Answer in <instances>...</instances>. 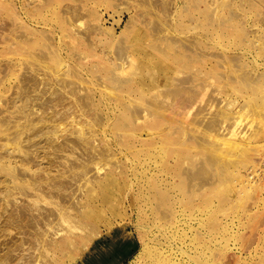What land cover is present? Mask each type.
I'll return each mask as SVG.
<instances>
[{
  "label": "rangeland",
  "instance_id": "rangeland-1",
  "mask_svg": "<svg viewBox=\"0 0 264 264\" xmlns=\"http://www.w3.org/2000/svg\"><path fill=\"white\" fill-rule=\"evenodd\" d=\"M72 12L76 14L74 17ZM39 63L44 64H40L41 69ZM49 68L53 74H49ZM47 72L54 79L56 74L64 79L59 81L61 77L57 76L58 80L52 79L53 82L52 77L44 78ZM186 73H192L191 79ZM41 74V82L33 83ZM184 75L187 81H184ZM204 76L205 81L201 80ZM27 78L28 82L33 79L29 82L31 85ZM197 82L207 86L205 91L201 85L206 92L203 103L197 98L191 103L189 115L178 113L183 118L178 117L181 123L188 124L186 139L180 142L178 131L183 127L180 120H175L179 130L172 133V139L159 141L155 147L139 143L136 135L130 132L135 127L131 125L133 107L136 110L137 103L164 98L166 90L172 87L186 88L188 85L189 88V85L198 86ZM34 84L38 87L32 88ZM57 89L63 96L66 91L65 97L68 95L79 104L75 107L78 113H73L68 120L76 118V124H85L84 131L90 129L94 136L105 134L103 138L108 139L105 143L108 145H103L98 137L91 144L97 143L99 149L105 146L104 150L111 145L110 151L121 159V166L125 169H116L114 158H109V164L107 162L102 169L91 167L89 175L95 179L103 177L108 169L115 173L104 187L84 180L83 189L89 188L88 193L94 196V202L86 208L78 186L81 181L73 184L75 193L72 206H67L68 214L82 218V215L95 211L91 220L98 229V236L88 242V246H83L84 242L75 237L74 245L69 246L66 245L68 237H65L68 229L62 227L53 235L49 228L47 238L59 239L61 236L62 242L58 247L46 245L45 264H87V259L96 254L88 255L86 250L94 247L97 251L108 245L115 228L123 229L125 236L133 241L136 239L137 243L120 264H264V178L253 173L261 160L262 149L256 146L257 141L248 139L257 132L253 128L260 131L264 124L260 122L262 115L259 120L255 117L258 112L264 114V0H0V155L6 152L1 145L10 141L4 138L14 135L21 127L16 124H22L26 119L19 111L22 107H18L28 96L31 100L35 97L33 102L30 100L34 106L26 109L30 118L50 117L52 113L60 118L71 111L68 107L72 102L64 98L66 104H60L64 99L63 96L60 98ZM50 90L55 92L50 93ZM72 90L77 94H72ZM37 91L47 99L44 95L41 99ZM59 93L60 97H57ZM53 94L61 99L60 102ZM48 97L55 98L58 103L54 106L52 102L56 101L53 98L47 101ZM78 106L82 111L77 109ZM127 106L132 109L130 115ZM17 109L19 112L15 111ZM244 109H249L245 111L246 117L243 114L242 123L237 124L245 136L248 134L243 143L246 146L240 147L242 151L236 150V146L220 147L219 142L213 143L198 134L200 130L196 126L199 123L206 125L214 114L222 111L228 116L227 112L237 114ZM14 113L16 116H12ZM4 118L12 119L8 122L7 135L3 130L4 123H7L3 122ZM253 119L255 123L258 121V127ZM68 120H62L60 127L72 130ZM42 137L37 136L36 140L34 137L33 141L39 140L43 166L47 165V159L52 161L56 152L50 154L52 157L44 153L41 145L45 139ZM61 140V135L56 138V141ZM11 141L10 146L5 143L6 147L14 146ZM28 144L27 139L22 141L23 148ZM31 148L34 150L35 146ZM69 148L59 150L54 159L58 157L61 161L67 156L65 153L70 152ZM16 150L11 159L16 160L15 168L20 169L19 165L24 167L19 161L22 152ZM28 150L31 156H36L35 150ZM76 150L75 155L78 151L84 153L82 148ZM58 159L55 161L59 164ZM167 170H172V174ZM4 173L0 169V179L4 178ZM72 191L67 189L66 193ZM104 194L106 197L100 200ZM26 198L18 195L16 200L25 203L28 202ZM41 204L48 208V205ZM4 216L0 217L3 226L7 220L6 214ZM9 227L8 231L5 228L4 232L0 230V244L4 245H0V254L12 243L9 237L27 239L29 236V232L22 230L19 234L18 229ZM117 238L119 241L128 240ZM75 245L76 248L71 249ZM26 247L29 249L22 250L23 253L36 251L28 243ZM111 255L109 247L105 256L111 258Z\"/></svg>",
  "mask_w": 264,
  "mask_h": 264
},
{
  "label": "bare ground",
  "instance_id": "bare-ground-1",
  "mask_svg": "<svg viewBox=\"0 0 264 264\" xmlns=\"http://www.w3.org/2000/svg\"><path fill=\"white\" fill-rule=\"evenodd\" d=\"M162 8H163V6H162ZM72 9H73V7H72ZM72 9H70V13H71ZM75 12H77V11H75ZM75 12H72L73 17H74V15H76V14H74ZM190 45H191V43H190ZM187 58H189V56ZM188 60L190 61L191 59H188ZM57 62H58V60H57ZM33 63H37V62L33 61ZM59 63H60V61H59ZM59 63H57V64H59ZM40 64H42V63H39V65H38L39 67H40ZM57 64H55V65L57 66ZM124 64H125V62H124ZM42 65L44 66V64H42ZM42 65H41V67H42ZM55 65H53L52 67L55 68L56 67ZM60 65H62V62L60 63ZM29 66L32 67V65H29ZM45 66L48 67V65H46V63H45ZM41 67L39 69H41ZM46 67L44 69H46V71H47L48 68H46ZM50 68L48 70L49 74H50V72L52 73L53 70H54L53 72H56L55 69L51 68L52 69V71H51ZM30 69H32V68H30ZM44 69L42 68V70H44ZM56 69H57V67H56ZM63 70H65V68ZM48 72H47L46 76H44V75L43 76H44V78L46 77V79H47V77H48V79H50V77H52L51 81H53L55 79L58 80V78L61 77L58 74H56V78L54 79L53 76L48 75ZM39 73H37V74H39ZM43 73L45 74V72H43ZM57 73H58V71H57ZM197 73L200 74L201 72L198 71ZM186 74H187L186 75L187 77L192 75V73L191 74L186 73ZM197 75L195 74L196 77H198ZM29 76H31V75H29ZM57 76H59V77H57ZM199 76H201L200 78H202L201 74ZM35 77H36V74H35ZM54 77H55V75H54ZM182 77H184V81H187V80H185L186 79L185 75ZM28 78H27V82H28ZM62 78H63V76L61 77V79H59V81H61ZM40 79L42 80V74H41V77L39 76V80H37V78H35L34 81H32V82L39 84L41 82ZM71 79H72V76H71ZM176 79H177V77H176ZM31 80H33V79L30 78L29 82ZM67 80H70V79L68 78ZM67 80H65V81H67ZM182 80H183V78L181 79V81ZM201 80L205 81V76ZM197 83L199 84L200 82H197ZM47 84L48 83H46L45 85H47ZM193 84H196V83H193ZM45 85H44V87H46ZM72 85H70V86H72ZM199 85L198 86H190L189 85V88H187L188 85H186V88L184 85H183L184 87L181 85V87H183V88H177L179 86H176V87L174 86L175 88L172 87V89H169V91L166 90V94L164 93V91H161V93L162 92L164 93V98L162 96L163 99L161 98L158 100V98H156L157 100H154L152 102H147L145 100L146 102H141V104L137 103L140 106V108H139V106H136V108L138 107L136 110L134 107H133L134 110H132V109H130V106L129 107L127 106V108L130 109V110L128 109L130 111L129 115L131 113V110L133 111V113L131 114V119H132L133 123L131 125L135 126V127L131 128L132 131H130V132H132L134 135H136V137L139 139V143H148V145H150V146H154L159 141L164 142V140L168 139L169 137H170V139H172V137H173L172 133L174 131L179 130L177 128V126H175V124H174L175 120L179 121L180 118H181V120L183 119L181 116H178V113L180 115L182 114V116L184 114V116H185L188 113L189 108L191 107V103H193L194 100L196 101L197 98L199 99L198 101L203 103L204 92L206 91L204 88H206L207 86L206 85L203 86L204 85L203 83L199 84ZM201 85L203 86L202 88L205 91H203L201 89ZM36 86L37 85H35L32 88H35ZM59 86H61V85H59ZM24 88L26 89V87H24ZM50 88H53V87H49V89ZM199 88L203 92H201V90ZM53 89H56V88L54 87ZM64 89H65V87H64ZM74 89L75 88L73 87V90ZM31 90H33V89H31ZM34 90H36V89H34ZM57 90H56V92H57ZM67 90L69 91L68 88H67ZM42 91H43V89H41V92ZM44 91H46V94H47V90L45 89ZM50 91H51L50 93L55 92L54 90H53L54 92H52V90H50ZM70 91H71V89H70ZM41 92L39 91L38 95L40 93V95L42 96L41 97V99H42L44 94H42ZM58 92L61 93V97H60V93L58 94L59 96H57L56 94L55 95L57 97L62 98L63 93L61 92V90L60 91L58 90ZM74 92H76V91H73L72 94ZM65 93H66V91H65ZM65 93H64V96L62 99L66 98ZM76 94L77 93H74V95H76ZM160 94H159V98L161 97ZM50 95H52V94H50ZM161 95H163V94H161ZM53 96H54V94H53ZM56 96H54V97L57 98ZM38 97L40 98V96H38ZM44 97H45L44 99H47L46 95H44ZM77 97H79V96H77ZM28 98H29V96H28ZM28 98L25 99L26 101L24 104H21L19 107L17 106L18 108L22 107V109L20 108L21 110H19V109L15 110V111H18V110L22 111L24 113V117L26 119H23L24 122L22 124H20V123L16 124V125L21 126V127H20V129H18L16 127L18 130H16L14 135H12V136L7 135V134H9L7 132L8 131L7 129L8 128L10 129V127H8V125H9L8 122L12 119H5L4 118V121H3V122H7V123H4L5 127L3 130H4V132L6 131V133H4V134L7 135L6 138H4V139H6V140L10 139V141L12 140L11 142H12V144H14V146L12 148L6 147L9 145L8 144L10 142L9 140H8V142L6 141L8 145L5 144L6 142L1 145V146H4L2 148H4L6 150V152H5V155H2V154L0 155V169L3 172H5L3 175L4 178L0 179V182L3 183V184L1 183L2 188L0 189V199L3 201V202L2 201L0 202V217L2 215L4 216V214H6L7 220L4 218V220H6V222H5L4 226L0 224V230L2 232H4L3 228H5L7 230V228L10 226L13 228V230L18 229V231H20V232H18L17 230L16 231L19 234L23 232L22 230H24V233L29 232V236L27 237V239L24 237H18V238H14V236H13V238L9 237L12 239V243L8 244L9 246L6 244L7 245L6 249L2 250V252L0 254V264H45L46 263V245L49 243L50 245H52L54 247H58V243L60 242V244H61V242H62L61 236L59 239H56L55 237L47 238V235L49 234L48 233L49 228L51 229L50 234H53V235L54 234L56 235L59 232L58 230L62 229V227H64L65 229H68L67 230L68 233L65 235V237H68L67 240L69 242H66V245H69V246L74 245V243H75L74 239H75V237H77L79 240H82L84 242L83 246H88V242L92 241L93 239H96V236H98V234H97L98 229L96 228L95 224L91 220L92 217L94 216V214H96V213L94 211V212L84 214V215H82V218L80 216H76V218H75L74 216L68 214L67 206H72L71 203L73 201L74 193H75V188H74L73 184L81 181V184L79 182L78 186H79V189L81 190V193H82L81 198L84 199V201H85L84 202V208H86L88 206V204L91 205L92 202H94V196L90 195L88 193V189H89L88 187H87L88 189H86V190L83 189V186L85 185L84 180L90 182L91 184L96 183L99 186L104 187V184L115 173L113 170L108 169V171H105V173L103 174V177L100 176L99 179H95L89 175L91 167H94L97 169H102L103 167H105V165H107L109 158H112V159L114 158L115 160L113 159V161H115L114 163L116 164L115 168L116 169H117V167L124 168L123 166H121L122 165L121 159L118 158L116 154H113L111 152L112 150L110 151L109 147L111 145L106 146V148L107 147L108 148L104 150L105 146H104V148L100 147L101 149H99V146L97 147V145H95L97 143L91 144V143H93V140L96 139V137H98V136L92 135V133L90 132V129L87 131H84L85 128L83 129V127L85 126V124H84L85 122L83 123L84 126H80V125L78 126L76 124V123H78V120L76 118H74V120H70L71 122L68 120V118L72 117L73 113L76 114L77 110H75V107H77V105H79L78 102H76V100H74L73 95H72V98L74 101L71 98H68V95H67L66 99H68L70 101L69 103L72 102V104L70 105V107H68V109L71 111H67L68 114H67V112H65L67 114L66 116L64 115L65 117L62 116L63 118L62 117L59 118L58 114L52 113V116H50V117H45L43 115L44 118H40V117L35 118L36 117L35 116L34 118L37 120H35L33 117L30 118V116H29L30 112H26L27 108L29 109L30 107L32 108L34 106V103H31V101L33 99L31 100ZM30 98H32V97H30ZM39 98H37V99H39ZM52 98L48 97L47 101H51ZM55 98H53V101L55 100ZM77 99H79V98H77ZM80 99H81V97H80ZM28 100L29 101L31 100V101L29 102ZM34 100H35V97H34ZM56 100L59 101L61 99L57 98ZM64 100H62L63 103H60V104H66V100L65 101ZM57 101L52 102L54 104V106H55V103L56 104L58 103ZM22 102H24V100ZM36 102H38V100ZM205 102H207V101H205ZM46 103L48 105H50L49 104L50 102H46ZM67 105H68V102H67ZM80 105H82V104H80ZM130 105L132 108L133 103L131 104V102H130ZM205 105H207V104H205ZM203 106H204V104H203ZM200 107L203 108L202 105ZM77 109L79 110L80 107L78 106ZM88 109H89V107H88ZM65 110L66 109H64V111ZM248 110L244 109L243 112H242V110H241V112L237 111V114H235V112H234L233 113L234 115L232 113L227 112L228 116L226 115V113H224L222 111L218 112L216 114L213 113L214 115L210 118L209 122H207L206 125H204V124L200 125V123H199V125L196 126V128L198 127L197 130L198 131L200 130V133H198V134L201 135L203 138H206L209 140L211 139V141L213 143L219 142L220 147H221V145H222V147H226V146L227 147H234V146H236L237 147V149L235 147L236 150H238V148H239L241 150H238V151H242V149L246 146V145H243V143L246 142L245 140H247L248 134L246 133L247 136H245V134H243L244 131L242 132V130L240 129L241 127L237 128V124H239L240 121H241L240 123H242V120H241V119H243L242 116L244 114V116L246 117L245 113H247V112H245V111H248ZM207 111H208V109H207ZM200 112H202V110ZM204 112H205V110H204ZM77 113H78V111H77ZM206 113L207 112H205V114ZM13 115L16 116L15 113L12 114V116ZM50 115H51V113H50ZM81 115H83V114H81ZM187 115H189V114H187ZM77 116L80 117V115H78V114H77ZM248 116L250 117V113ZM259 116L264 117V114H259V112H258V116L257 115L255 116L256 119L259 120ZM66 117H67L66 120H68L67 123L70 122L72 124V127H73L72 130H68L69 129L68 128L67 129L68 131H67L65 129V127H64V129L60 127V124H61L60 122H62V120H64L66 122V120H65ZM100 117H102V116H100ZM178 117H180V118H178ZM252 117H253V115H252ZM261 117H260V119H262V120H260V122L261 121L264 122V118H261ZM20 118H21V115H20ZM82 118H79V119L81 120ZM238 119H240V120H238ZM244 119H246V118H244ZM181 120L179 121V123L181 124L180 126L183 128H180V131H178V133H179L178 136H181L180 142H183V140L186 139V134L188 132V126H187L188 124L185 123L186 126H184V124H182L183 121L181 123ZM14 121H15V119H14ZM94 121H96V119H94ZM243 122H244V120H243ZM245 122H246V120H245ZM255 122L253 119V123L257 124V126L251 125V127H254V126L258 127V121H257V123H255ZM136 123H139V126ZM37 124H39V125L37 126ZM83 124H81V125H83ZM250 124H251V121H250ZM75 125H77L78 127H75ZM259 125H261V123H259ZM192 127H193V125H192ZM238 129H239V131H238ZM258 129L253 128V130L254 131L257 130V132L251 138H250L251 135L248 136L249 137L248 139L249 140L252 139V140L257 141L258 144L256 143L257 145L254 144V146L256 145L258 148L262 149L261 150L262 154L260 155L261 160L257 164V168H254V166L252 168L255 169L253 171V173H255V174L257 173L261 178H264V124H262V126L260 127V129H261L260 131H258ZM65 130H66V133L64 132ZM246 130H248V129H246ZM246 130H245V132H247ZM249 130L251 131V129H249ZM253 130H252V132H253ZM119 131H120V129L118 130V134L120 136ZM67 132H69V133H67ZM241 132L243 135L240 134ZM23 133L26 134L27 137L23 136ZM72 134H75V135L73 136ZM60 135L62 137V140L56 141V138L57 137L59 138ZM104 135L98 137V139L100 141H103V145H108V143L105 144L108 141V139L107 138H106L107 140L104 139L103 138V137H105ZM37 136H39V139H40V136H43L42 139L43 138L45 139V143L41 146L43 147V149H45L44 153L47 152V153H45L46 155L50 156V154L56 152L55 153L56 155L55 154H53V155L57 156V154H58L57 152L59 150L63 151V150L68 149V147H70L69 148L70 152L65 153V156L70 155V158H67V156H66L65 158H62V160L60 161V159H58V157H57L55 159H58L60 161V163L58 164V162H56L54 159L55 156H53L52 161L50 160L51 159L50 157H52V156H50L49 157L50 159L46 160L47 165L43 164V166H42L41 163H42L43 157L41 154L42 149L40 151V147H39L40 145L38 146L39 140L33 141L34 140L33 138L35 137V140H36ZM26 139H27V141H29V144L26 145L25 148H23L22 141H24ZM109 143H111V142H109ZM70 144H71V146H70ZM80 145H82L81 148H82L84 153H82L83 154L82 155L81 152L79 154V151H78V154L75 155L74 151L78 148V146L80 148ZM242 145H243V148H240ZM31 146H35L34 150L36 152V156H33V155L31 156V152H29V150H28V149H31L32 151H34L31 148ZM95 146L98 148L97 150H96ZM9 148H11V149H9ZM16 148H18V151L16 150ZM81 148L77 149V150H81ZM102 148H103V150H102ZM249 148H250V146H249ZM155 149H157V148H155ZM15 150H16V152H19V150H20V152H22L21 155L19 154V157H20L19 161H21V163L24 167H21L19 165L20 169L15 168L16 163H14V162H16V160L11 159V157L14 156ZM98 150H102V151H98ZM123 155H124V153H123ZM152 156H153V154H152ZM39 157H41V160ZM44 157H45V155H44ZM16 158H17V156H16ZM125 160H128V159H125ZM149 161H151V159ZM48 162H50V163H48ZM143 163H145V162H143ZM152 163H153V161H152ZM108 164H109V162H108ZM127 165H129V164H127ZM16 166L18 167V165H16ZM252 168L250 167V169H252ZM167 171H169V173L172 174V170H167ZM143 172H144V170H143ZM153 174H154V172H153ZM0 175H2V174H0ZM67 189H70V191L71 190H73V191L66 193ZM146 189H148V188H146ZM156 193H157V191H156ZM18 195H21V196L23 195V196H25V198L27 197L26 200H28V202L26 201L25 203L24 202L19 203L16 200ZM105 197H106L105 194L102 195V198H100V200H103V198H105ZM156 198H158V197H156ZM41 203L48 205L47 206L48 208L42 206ZM155 203H157V202H155ZM3 223H4V221H3ZM63 223H66L67 225L62 226V225H64ZM12 228H11V230H12ZM75 229L78 230V232H73V230H75ZM25 230H27V231L25 232ZM131 236L132 235L130 233V237ZM117 237L128 239V237L125 236L123 229L115 228L114 233H111V241L108 245H105L102 248H98L97 251H96V249L94 250V247L92 250H91V248L86 250L88 252V255H90L91 253L96 254V255H93L92 258L87 259V264H120V263H122L124 258L129 255L130 251L136 247L137 243H136V239H134V237H133L134 241L128 239V240H126V242L125 241H119ZM11 239L9 240V242L11 241ZM97 241H98V239H97ZM4 242H5V240H4ZM26 242L28 243L30 248L33 247L34 250H36V251H33V253H29V254L28 253L26 254L25 252L23 253L22 250L24 251L28 248V247H26L27 246ZM1 243H3V242H1ZM23 244H25V247H26V248L24 247V249L22 248ZM97 244H99V243H97ZM1 246H4V245H1ZM83 246H81V248ZM109 247H110L112 255H111V258H106L105 254L107 253V251H109ZM1 248H0V250H1ZM75 248H76V245L71 247V249H75ZM12 251L15 252L16 254L12 255V253H11ZM18 251H20L21 253L19 254Z\"/></svg>",
  "mask_w": 264,
  "mask_h": 264
}]
</instances>
